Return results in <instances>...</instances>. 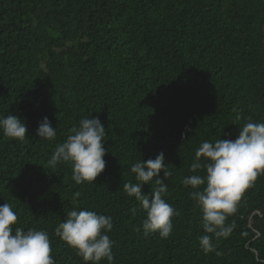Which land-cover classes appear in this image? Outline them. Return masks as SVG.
Here are the masks:
<instances>
[{"label": "trees", "instance_id": "1", "mask_svg": "<svg viewBox=\"0 0 264 264\" xmlns=\"http://www.w3.org/2000/svg\"><path fill=\"white\" fill-rule=\"evenodd\" d=\"M10 113L28 132L0 130V205L17 214L13 229L48 232L55 264H85L54 234L73 209L112 217L113 264H264V172L208 253L201 209L181 183L204 175L190 171L204 141L264 122V0H0V117ZM44 117L53 140L35 136ZM92 117L106 129V166L77 185L70 163L47 161ZM160 152L177 212L167 238L136 230L146 213L123 191L137 182L131 166ZM154 179L142 185L150 198Z\"/></svg>", "mask_w": 264, "mask_h": 264}, {"label": "clouds", "instance_id": "2", "mask_svg": "<svg viewBox=\"0 0 264 264\" xmlns=\"http://www.w3.org/2000/svg\"><path fill=\"white\" fill-rule=\"evenodd\" d=\"M240 119L238 113L236 120ZM0 130L5 136L19 140H24L28 132L26 124L11 113L0 117ZM105 135V126L98 117L80 119L78 126L69 129L65 141L57 145L47 161L48 165L55 167L59 163H70L72 179L77 185L94 182L106 166ZM35 136L55 139L56 130L47 117L38 124ZM199 170H203V176H186L181 183L185 187L190 186L189 197L201 209L202 227L206 234L200 236L199 243L208 253L214 251L213 237L229 235L231 228L225 225L227 217L235 212L244 190L264 172V122L249 120L239 128L235 139L204 141L190 165L191 172ZM130 171L135 174L137 182L125 183L123 191L134 197L146 213L136 230L142 228L145 235L158 232L161 238H167L173 228L171 218L177 212L164 199L168 191L165 181L172 176L164 153H158L154 159L134 163ZM153 179L155 187L150 198L142 191V185L151 183ZM79 196L80 193L76 192L73 200ZM17 219L9 203L0 205V264H55L48 232L33 228L26 231L21 227L13 229ZM112 228L110 216L87 209H73L57 225L54 234L73 248L85 264H100L101 260L113 264L114 242L106 234Z\"/></svg>", "mask_w": 264, "mask_h": 264}]
</instances>
